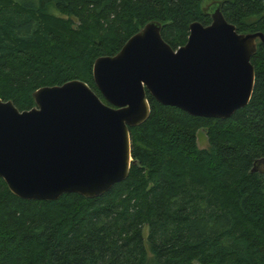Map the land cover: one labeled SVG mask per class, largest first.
<instances>
[{
    "label": "trees",
    "instance_id": "16d2710c",
    "mask_svg": "<svg viewBox=\"0 0 264 264\" xmlns=\"http://www.w3.org/2000/svg\"><path fill=\"white\" fill-rule=\"evenodd\" d=\"M205 0H0V99L92 76L148 21L173 48L210 23ZM240 33H264V0H223ZM248 104L228 118L157 102L130 127L128 176L97 197L22 199L0 178V264H264V44ZM208 146L200 148L197 132Z\"/></svg>",
    "mask_w": 264,
    "mask_h": 264
},
{
    "label": "water",
    "instance_id": "95a60500",
    "mask_svg": "<svg viewBox=\"0 0 264 264\" xmlns=\"http://www.w3.org/2000/svg\"><path fill=\"white\" fill-rule=\"evenodd\" d=\"M222 2L202 5L210 23L192 21L176 49L152 20L117 53L97 57L92 76L104 100L79 79L37 88L29 109L0 99V178L8 189L29 200L97 197L124 180L132 163L129 128L150 114L146 91L194 116L228 118L246 106L255 83L250 59L264 33L238 32Z\"/></svg>",
    "mask_w": 264,
    "mask_h": 264
},
{
    "label": "rangeland",
    "instance_id": "374dc122",
    "mask_svg": "<svg viewBox=\"0 0 264 264\" xmlns=\"http://www.w3.org/2000/svg\"><path fill=\"white\" fill-rule=\"evenodd\" d=\"M211 0H205L204 3H207V2H210ZM203 3V4H204ZM197 144L200 148H204V147H207L208 146V142H207V139H206V136H205V133L204 131L202 130H199L197 132Z\"/></svg>",
    "mask_w": 264,
    "mask_h": 264
}]
</instances>
